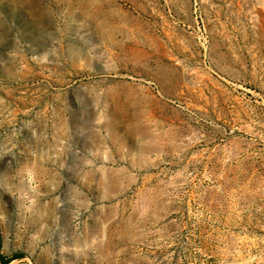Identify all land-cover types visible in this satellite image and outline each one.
Here are the masks:
<instances>
[{
    "label": "rangeland",
    "instance_id": "obj_1",
    "mask_svg": "<svg viewBox=\"0 0 264 264\" xmlns=\"http://www.w3.org/2000/svg\"><path fill=\"white\" fill-rule=\"evenodd\" d=\"M1 257L264 264V0H0Z\"/></svg>",
    "mask_w": 264,
    "mask_h": 264
},
{
    "label": "trees",
    "instance_id": "obj_2",
    "mask_svg": "<svg viewBox=\"0 0 264 264\" xmlns=\"http://www.w3.org/2000/svg\"><path fill=\"white\" fill-rule=\"evenodd\" d=\"M0 259H1L0 261H1V263H2V264H8V263H9V261H8V260H5V259H4V258H2V257H1Z\"/></svg>",
    "mask_w": 264,
    "mask_h": 264
}]
</instances>
